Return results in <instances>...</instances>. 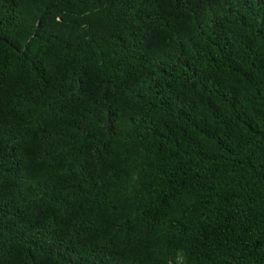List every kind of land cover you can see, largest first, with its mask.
I'll list each match as a JSON object with an SVG mask.
<instances>
[{"label":"trees","instance_id":"1","mask_svg":"<svg viewBox=\"0 0 264 264\" xmlns=\"http://www.w3.org/2000/svg\"><path fill=\"white\" fill-rule=\"evenodd\" d=\"M0 264H264V0H0Z\"/></svg>","mask_w":264,"mask_h":264}]
</instances>
